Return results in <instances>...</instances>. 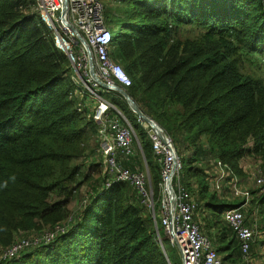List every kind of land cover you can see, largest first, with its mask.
<instances>
[{
	"label": "trees",
	"instance_id": "obj_1",
	"mask_svg": "<svg viewBox=\"0 0 264 264\" xmlns=\"http://www.w3.org/2000/svg\"><path fill=\"white\" fill-rule=\"evenodd\" d=\"M100 1L115 36L110 56L123 63L132 81L128 95L193 152L183 162L176 148L180 175L199 212L208 211L219 233L211 237L200 224L201 231L219 256L227 254L223 261L243 262L240 243L224 218L235 207L223 203L215 183L196 165L212 156L227 166L222 189L232 192L234 177L242 175L240 161L254 154L264 159V0ZM259 60L263 65H253L257 73H248V65ZM73 73L39 0H0V247L14 244L16 233L67 221L72 217L68 200L93 179L74 165L86 144L98 139L99 126ZM113 93L103 99L130 121L145 157L134 147L135 157L122 165L138 172L146 163L156 201L161 167L148 132L123 97L113 100ZM106 181V175L100 184L92 181L88 203L67 233L7 264H169L139 193L127 183L107 190ZM256 206L264 237V194ZM257 242L250 264L259 262ZM258 245L264 248V240Z\"/></svg>",
	"mask_w": 264,
	"mask_h": 264
},
{
	"label": "built area",
	"instance_id": "obj_2",
	"mask_svg": "<svg viewBox=\"0 0 264 264\" xmlns=\"http://www.w3.org/2000/svg\"><path fill=\"white\" fill-rule=\"evenodd\" d=\"M39 3L40 11L49 22L60 48L73 64L74 81L90 100L98 101L93 119L99 126V153L107 176L105 188L109 190L116 183H127L139 193L151 212L155 213L154 192L149 173L134 172L124 167L120 160V155L129 158L134 154V129L129 123L127 125L123 123L122 114L116 111L117 108L111 102L103 99L104 94L114 91L101 88L90 75L89 49L94 58L97 76L106 85L109 87L117 85L125 90L132 86L131 78L125 69L110 56L115 36L114 32L106 26L102 2L100 0H67L66 21L76 29L78 34L74 33L63 19L65 0H39ZM79 36L83 38L84 43L79 41ZM113 110L118 112L117 116L112 114ZM142 126L148 132L157 162L161 167L162 196L159 218L165 234L178 248L183 264H223L213 242L201 231L200 223L197 221L199 204L185 184L179 180L182 162L174 142L168 135L164 142L150 126L146 124ZM217 166L220 176L214 187L220 192L229 176V168L221 162H218ZM169 179L176 195L174 211L168 190ZM257 184L264 185V179L261 176L257 177ZM231 191L235 199H240L245 204L241 208L229 210L224 218L240 243L243 261L249 264L250 252L257 239V228L247 224L243 209L251 201L252 195L243 188L237 176L233 179ZM85 203H88V197ZM74 221L71 217L51 229L16 241L4 250L0 264L18 260L29 250L49 245L60 235L67 233ZM160 242L163 244L162 241Z\"/></svg>",
	"mask_w": 264,
	"mask_h": 264
},
{
	"label": "rangeland",
	"instance_id": "obj_3",
	"mask_svg": "<svg viewBox=\"0 0 264 264\" xmlns=\"http://www.w3.org/2000/svg\"><path fill=\"white\" fill-rule=\"evenodd\" d=\"M192 35H195V34H192ZM115 62L120 64L125 69V66L123 65V63L121 61H115ZM250 65H248V67H247L248 73H257L256 72L257 67H254L253 65H259V67H260V65H263V64H262L261 60H259V61H257V64H250ZM73 72H74V70H73ZM118 95L119 94H117V93H113L112 94L113 97L112 96L111 97L113 100H115V98H117ZM125 103L128 106L126 101H125ZM97 104H98V101H93V100L88 101V105H89L91 112L94 111ZM128 108L130 109L129 106H128ZM116 111L120 112V110H118V108ZM120 113L123 116L122 117L123 123L125 125H127L128 123L131 125L130 121L126 118V116L122 112H120ZM93 114H94V112H93ZM170 139L174 142L176 148L178 150H180V154L182 152L181 155L183 157V160H182L183 162H185L187 159H189L193 155V152H189V151H186L183 149V147L181 146V144L179 142L180 138L179 139L173 138L174 139L173 140L170 137ZM92 140H91V142L89 141L85 146V148H87L88 150L85 152L84 157L82 159L76 161L74 165L79 166L81 171L85 175H91L93 178L92 181H94L95 183H96V181H98V183H99V181L102 180V177L105 176V170H104V166L102 165L101 155L99 154L100 156L95 157V158H98V159H96V161H97L96 164L102 165L99 167L100 168L99 170L92 166L91 161H89L90 159L89 160L86 159L88 157L91 158V156L93 157V156L97 155V151H99V148H100L99 140L94 139L93 142H92ZM133 141H134L133 142V148L134 147L137 148V146H138L142 159H145L144 154L142 153L140 142L138 140V136H137L136 132H135ZM250 146H252V143L250 144ZM217 164H218V161H216L212 156H209V157H207L206 162H204L202 165H196V166H199V168H201V167L204 168L207 175H208L210 183L214 184V183H216V181L218 180V178L220 176V170H219ZM240 167L242 170V175L239 176L238 179L240 180V183L243 186V188L245 190L249 191L252 195L251 201L244 207L243 212H245L244 214L247 217V220L250 223V225L257 228L256 229V231H257V235H256L257 239L256 240L258 242L254 247V251L257 252V254L259 256L257 257V259L256 258L255 259L259 261V262H257V264H262L263 263L262 260L264 257L263 256L264 255V248L260 247L258 244L260 241L264 240V237L261 236V234H260L261 231L258 229V228H260L259 227L260 215H259V210L256 206V200L258 199L259 194L260 195L264 194V185L259 186L257 184V177L258 176H261L264 179V159H262L260 156H257L255 154L251 155V156H247L240 161ZM143 169H144V171L149 173L151 186H152V189L154 192L153 180L151 178L152 176H151L150 171L148 170L146 164L144 165ZM182 169L179 173V180H180V182L185 184L183 178L180 175L182 173ZM92 181L90 183H84V185L81 188V190L79 191V193L76 194L74 198L68 200L69 214H70V216H72L73 220H75V217L78 215L80 210L86 205L85 200L88 197L87 192H89L91 190L90 186H92L91 184L94 183ZM196 185H197L196 183L193 184V187H196ZM218 195L222 200H224L223 203H232L233 207H235V208L238 204H241V203L245 204L244 201H242L240 199H235L232 192H230V190H228V189H222V191H220V193ZM161 196H162V193L160 191V185H159V198H158V200L155 201L156 205H158L157 212L158 211L159 212H158V214H156V212L155 213L151 212L152 217L154 219V223H155V230H156V235H157V239H158L157 241L159 244H160L159 240L163 242V246L167 252V255L171 258L173 264H183L182 257H181V254H180L178 248L171 243L170 239L165 234V230L162 229V227H161L160 218H159V216H160L159 213L161 211V205H160ZM56 199L57 198L54 195H52V200L54 201ZM252 199H253V201L255 200V202H253ZM201 205L203 206L202 201H200V206ZM202 213H203V211L199 212V216H201ZM156 226H158V227H156ZM220 226L224 230L226 229L225 224H223L222 222H221ZM159 228L161 230H159ZM48 229H49V227L43 226V228L40 230H32V231H24V232L16 233L13 243L20 240V239L30 237L32 235H35L37 233H40L41 231H45ZM5 249L6 248H4V247H0V260H1V256L3 255ZM29 252H30V250L27 251L24 255H26ZM24 255H22V256H24ZM5 264H7V263H5ZM232 264H246V262H244V261L239 262V260H238Z\"/></svg>",
	"mask_w": 264,
	"mask_h": 264
},
{
	"label": "water",
	"instance_id": "obj_4",
	"mask_svg": "<svg viewBox=\"0 0 264 264\" xmlns=\"http://www.w3.org/2000/svg\"><path fill=\"white\" fill-rule=\"evenodd\" d=\"M67 9H68V5H67V0H65V5L62 11V16L63 19L66 23V25L74 32L77 33L76 29H74L67 21H66V15H67ZM79 41L80 42H85L83 40V38L81 36H79ZM89 64H90V75L93 78L94 81H96L101 88L103 89H112L115 93H118L119 95H121L123 97V99L127 102L128 106L130 107V109L133 111L134 114L137 115V117L139 118V122L141 124H146L148 126L151 127V129L164 141L166 142V138H167V134L165 133V131L155 122L153 121L151 118H149L139 107V105L128 95L127 91L117 85L113 86V87H109L108 85H106L98 76L97 73L95 71V63H94V58L92 56L91 50L89 49ZM143 153V152H142ZM168 190L170 193V198H171V203H172V210H175V206H176V195L175 192L173 190L172 184H171V179L168 180ZM160 242V241H159ZM160 246L162 248V251L168 261L169 264H171L169 257L167 255V252L163 246V244L160 242Z\"/></svg>",
	"mask_w": 264,
	"mask_h": 264
},
{
	"label": "crops",
	"instance_id": "obj_5",
	"mask_svg": "<svg viewBox=\"0 0 264 264\" xmlns=\"http://www.w3.org/2000/svg\"><path fill=\"white\" fill-rule=\"evenodd\" d=\"M121 114V113H120ZM100 153H99V151H97V155H95V156H91V158L90 157H88V158H86L87 160H89V161H91V163H92V165H94V164H96V159H98V158H95V157H97V156H100L99 155ZM132 157H135V150H134V154H133V156ZM132 157H129V158H132ZM120 160H121V162H122V164H125V162H126V160H128V158H125V157H123L122 155H120ZM146 164V163H145ZM149 170V169H148ZM199 216V215H198ZM199 219H198V222L200 223V224H202V226H203V228H204V230H205V232L207 233V234H210L211 235V237L213 236L214 238H215V233L216 232H218L219 233V230L216 228V227H213V218H212V216L208 213V211L206 212L205 211V213L203 214V215H201V216H199L198 217ZM227 254H222V255H220V258H221V260L223 261V259H225V256H226ZM234 260V259H233ZM234 263V262H233ZM223 264H232V262H231V260H226V261H223Z\"/></svg>",
	"mask_w": 264,
	"mask_h": 264
}]
</instances>
